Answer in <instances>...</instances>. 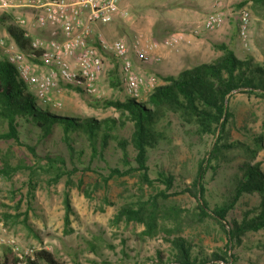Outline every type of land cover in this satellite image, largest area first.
Returning <instances> with one entry per match:
<instances>
[{
  "label": "rangeland",
  "instance_id": "374dc122",
  "mask_svg": "<svg viewBox=\"0 0 264 264\" xmlns=\"http://www.w3.org/2000/svg\"><path fill=\"white\" fill-rule=\"evenodd\" d=\"M213 4L214 0H119L118 8L128 12L127 22L124 23H128L126 25L130 29L121 30L114 40L122 37L131 44L138 33H143L160 44L171 35L180 34L183 39L177 47L170 50L182 55L166 56L186 59L191 57L188 55L191 51L196 50H201L204 54L200 60L196 59L186 64L187 66L202 61L209 63L219 57L222 53L214 49L213 44H226L237 58H249L253 63H262L264 7H255L249 0H221L222 25L214 31L202 32L195 36L192 30L211 12ZM241 11L247 12L250 17L247 46L238 38V14ZM118 17L116 15L113 21L122 22ZM97 33L95 32L96 35ZM193 44H198L199 47L195 50L192 48ZM159 50L164 49L161 47ZM158 56L160 62L148 64L138 63L131 56L134 71L146 79L155 76L159 80L163 75H177L179 70L186 68L181 65L174 72H162L159 67L163 64L165 55ZM109 63L120 71V74L117 72L118 84L111 85L112 80L103 76ZM103 72L98 81V87L103 93L102 99H92L60 84L56 90L62 94L61 105L53 107L52 97V102L45 106L49 107V111L80 118L92 117L101 120L119 117V113L114 109L102 106L105 100L122 101L126 98L121 87L119 63L108 53H103ZM28 90L34 94L31 87L28 86ZM229 110L232 117L226 125L227 138L230 141L249 144L252 136L262 137L256 161L264 172V98L243 93L232 94L229 98ZM162 122L165 124L169 144L160 145L159 149L150 153V177L154 180L157 171L163 170L173 176L176 191L189 188L196 163L209 149L211 140L195 135L193 128L183 126L172 114H168ZM128 133L129 125L119 131L123 137H127ZM21 138L29 145L33 144L28 142L29 139L23 133ZM0 150L2 153L11 154L9 162L13 165L23 162L28 166H36L37 169L43 167V161H36L23 146L11 141L0 142ZM36 150L39 155L47 151L58 154L62 148L60 144L51 148L48 142L38 146ZM117 155L119 152L111 148L106 158L111 161V158H116ZM231 158L235 159L231 168L220 164L217 169L208 171L206 175L205 199L210 209L224 201L228 177L241 162L242 154L240 151L227 153L226 159ZM94 166L85 170V165L77 164L75 173L62 177L55 184L50 180L51 175L43 171L45 167L39 169L34 177L35 190L31 198L28 197L29 177L26 171L17 172L10 177L0 172V254L6 248L14 257L24 261L34 250L43 248L53 253L63 264H160L156 253L159 251L166 258L171 257L170 241L182 238L201 253H217L226 259L211 264H264V250L261 248L264 243V231L246 234L241 238L240 244H233L228 248L223 230L213 217L198 220L193 216L197 203L189 194L159 201L163 214L156 231L151 235L147 234L143 224L117 220L116 215L121 207L138 199H146L149 195L164 190V187L159 183H154L153 188L142 186L135 176L112 179L103 184L99 174L106 176L104 166ZM66 169L72 170L67 160ZM65 197L68 198L72 210L68 224L65 221ZM255 201V198L248 197L240 200L235 209L229 212L228 218H240L247 209L246 205ZM173 209H176L175 214L171 212ZM11 241L14 243L10 244Z\"/></svg>",
  "mask_w": 264,
  "mask_h": 264
},
{
  "label": "trees",
  "instance_id": "16d2710c",
  "mask_svg": "<svg viewBox=\"0 0 264 264\" xmlns=\"http://www.w3.org/2000/svg\"><path fill=\"white\" fill-rule=\"evenodd\" d=\"M255 7H264V0H249ZM6 31L17 47L29 51L30 39L25 38L17 26H8ZM222 54L209 63H202L186 69L177 75H163L160 83L145 98L137 101L127 97L122 101L105 100L102 106L112 108L119 117L95 119L75 117L49 111L36 96L29 92L28 85L22 82L15 68L6 61L0 62V142L11 141L23 146L36 161H43V167L28 166L23 162L10 163L9 152L2 153L1 173L10 177L20 171L28 173V197L35 190L34 177L43 168L52 183L77 171L76 165H85L90 170L93 165L103 164L106 176H101L103 184L109 180L135 176L143 186L153 188L159 183L164 190L138 199L130 205L121 207L117 220L132 221L145 226L147 234L156 231L162 210L159 201L172 196L189 194L196 203L198 220L207 217L219 224L226 237L227 247L240 244L246 234L264 231V172L256 161L262 137L252 136L249 144L230 141L227 128L232 114L229 98L232 94L243 93L264 98V61L253 63L249 58L239 59L226 44H213ZM70 87V86H69ZM74 89L82 94L81 91ZM168 114L176 116L183 126L193 128L195 135L211 140L209 149L196 163L191 186L176 191L174 178L159 170L151 179L149 170L150 153L160 145L169 144L163 119ZM129 125L127 137L119 131ZM22 133L29 139V145L21 138ZM35 140V141H34ZM50 142L51 148L60 144V153L47 151L37 153L38 146ZM59 142V143H58ZM119 152L111 161L106 158L109 149ZM241 152L242 160L228 177V187L224 201L213 208L205 199V179L208 171H214L220 164L231 168L234 158L226 159L229 152ZM66 160L72 170L66 169ZM248 197L256 201L246 205L240 218H228L240 200ZM65 221L68 224L72 210L67 197L64 199ZM176 213V209L171 211ZM155 230V231H154ZM171 257L156 253L160 264H211L225 261L221 254L206 255L195 249L190 242L176 238L170 241ZM264 250V243L261 245ZM126 256V255H125ZM168 261V262H167ZM63 264L50 251L40 248L34 250L25 260L14 257L4 248L0 254V264Z\"/></svg>",
  "mask_w": 264,
  "mask_h": 264
},
{
  "label": "built area",
  "instance_id": "2783aa9c",
  "mask_svg": "<svg viewBox=\"0 0 264 264\" xmlns=\"http://www.w3.org/2000/svg\"><path fill=\"white\" fill-rule=\"evenodd\" d=\"M118 1L29 0L28 7L35 11L33 24L38 28H46L50 24L49 36L30 39L28 32L22 29L26 25L25 19L18 17L17 27L25 38L30 39L29 51L23 52L13 41L0 39V62L4 60L11 64L19 79L34 90L38 101L48 105L52 102V91L59 89L60 84L78 89L92 99H102L98 81L103 72V53H108L119 63L125 96L140 101L160 81L155 76L146 79L135 72L131 56L141 64L158 63L161 60L156 53L158 49H173L183 37L174 34L158 44L138 33L131 44L122 37L106 44L100 34H95V29L111 23L116 15L127 18V10H120ZM220 2L214 0L211 12L194 27L192 33L195 36L214 31L222 25ZM13 5L14 0H0V11ZM238 16V38L247 46L250 17L245 11L239 12ZM36 66L41 69L35 71ZM11 247L15 250L13 245Z\"/></svg>",
  "mask_w": 264,
  "mask_h": 264
},
{
  "label": "crops",
  "instance_id": "0c3cea01",
  "mask_svg": "<svg viewBox=\"0 0 264 264\" xmlns=\"http://www.w3.org/2000/svg\"><path fill=\"white\" fill-rule=\"evenodd\" d=\"M28 2H29V0H14V5L12 8L5 10V11H0V39L5 40L6 42L11 41V39H10V37L6 31V27L17 26L16 25V19L18 17L25 19L26 25L22 29L28 32L30 39H33L35 37L48 38L49 30L52 28V26L49 24L46 28L36 27L33 24V17H34L35 11L28 7ZM117 16H119V15H117ZM119 17L121 20H123L122 22L118 21L117 22L118 24H117L116 22L112 21L111 23H109L107 25H100L99 27H97L95 29V32H98L97 34H100L102 37V40H104L106 43L112 42L121 30L125 31V30H128V28L130 29V27H128V25H126L128 23H124V22H127L126 18H122L121 16H119ZM157 36H158V34H157ZM198 47H199L198 44L192 46V48L195 50ZM162 48L164 50H159L156 52L158 55H165V60H164L163 64L160 65L161 67H159V70L162 72H165V71L166 72H174L178 66L185 65L186 68L179 70L177 72V74H178L183 70L190 69L192 66L205 63L202 61V62L197 63L195 65H193V64H191L190 66L186 65L192 61H196V59L200 60L201 57H203V55H204L201 52V50L200 51H197V50L191 51V53L188 54V55H191V57L184 59L183 57H179V56L178 57L166 56V55H182V54L172 53L173 50H170V49L168 50L167 48H164V47H162ZM185 55H187V54H185ZM33 63H35V62H33ZM113 66L114 65L112 63L107 64L106 69L103 72V76L105 78H110L112 80V82H110L111 85L118 84L117 75L120 72L118 67L115 68ZM40 69L41 68L39 66H36L35 71H39ZM121 76H122V74H121ZM51 95L54 99V101H53L54 105L56 107L60 106L61 105L60 99L62 96L61 92H59L57 90H53Z\"/></svg>",
  "mask_w": 264,
  "mask_h": 264
}]
</instances>
